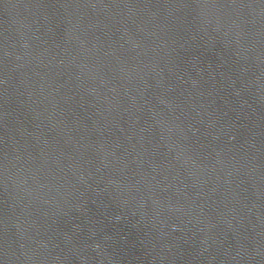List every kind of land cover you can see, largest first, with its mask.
I'll return each mask as SVG.
<instances>
[{
    "label": "water",
    "instance_id": "95a60500",
    "mask_svg": "<svg viewBox=\"0 0 264 264\" xmlns=\"http://www.w3.org/2000/svg\"><path fill=\"white\" fill-rule=\"evenodd\" d=\"M0 264H264V0H0Z\"/></svg>",
    "mask_w": 264,
    "mask_h": 264
}]
</instances>
